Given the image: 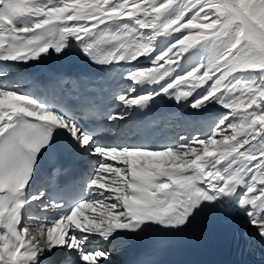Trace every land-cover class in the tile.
<instances>
[{
	"label": "snow or ice",
	"instance_id": "snow-or-ice-1",
	"mask_svg": "<svg viewBox=\"0 0 264 264\" xmlns=\"http://www.w3.org/2000/svg\"><path fill=\"white\" fill-rule=\"evenodd\" d=\"M73 48L99 78L26 74ZM164 98L179 131L130 135ZM64 156L80 170L50 181ZM205 209L264 248V0H0V264H110Z\"/></svg>",
	"mask_w": 264,
	"mask_h": 264
},
{
	"label": "bare ground",
	"instance_id": "bare-ground-1",
	"mask_svg": "<svg viewBox=\"0 0 264 264\" xmlns=\"http://www.w3.org/2000/svg\"><path fill=\"white\" fill-rule=\"evenodd\" d=\"M141 59H143V58H141ZM215 106V105H214ZM209 111L212 113V114H214V113H216V112H222L223 110H220L219 109V106H217V109L214 111V107H210V109H209ZM214 117H216V115H214L213 116V118ZM170 125V124H169ZM178 126V125H177ZM179 130V129H178ZM177 130V131H178ZM228 217H229V219L231 220V222L230 223H228V225H230V226H236L238 229H240V230H245V225L243 224V221H242V218H240L239 216H236V215H234V214H226ZM129 254H130V248L127 250V251H125V252H122L121 254H116V253H113L112 254V256H111V258H114L115 260H122V259H124V258H126L127 256H129Z\"/></svg>",
	"mask_w": 264,
	"mask_h": 264
},
{
	"label": "rangeland",
	"instance_id": "rangeland-1",
	"mask_svg": "<svg viewBox=\"0 0 264 264\" xmlns=\"http://www.w3.org/2000/svg\"><path fill=\"white\" fill-rule=\"evenodd\" d=\"M217 109V106L215 105V108H214V111ZM220 109V108H219ZM220 110H222V109H220ZM216 113H218V112H216Z\"/></svg>",
	"mask_w": 264,
	"mask_h": 264
}]
</instances>
